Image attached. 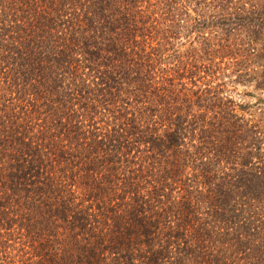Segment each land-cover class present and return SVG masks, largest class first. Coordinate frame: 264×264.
<instances>
[{
    "label": "trees",
    "instance_id": "trees-1",
    "mask_svg": "<svg viewBox=\"0 0 264 264\" xmlns=\"http://www.w3.org/2000/svg\"><path fill=\"white\" fill-rule=\"evenodd\" d=\"M261 93L264 0H0V264H264Z\"/></svg>",
    "mask_w": 264,
    "mask_h": 264
},
{
    "label": "rangeland",
    "instance_id": "rangeland-1",
    "mask_svg": "<svg viewBox=\"0 0 264 264\" xmlns=\"http://www.w3.org/2000/svg\"><path fill=\"white\" fill-rule=\"evenodd\" d=\"M243 89H249L248 87H243V86H241V85H236L235 86V91H237V92H242L243 91ZM262 95L261 96H263L264 95V93H261ZM233 97L236 99V100H238V101H243V102H245V101H253V99H254V97H252V96H247V95H237V94H235V93H233Z\"/></svg>",
    "mask_w": 264,
    "mask_h": 264
}]
</instances>
